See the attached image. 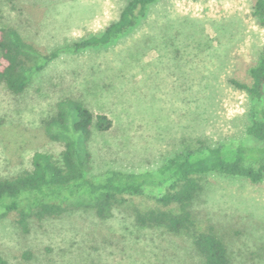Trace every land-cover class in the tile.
Instances as JSON below:
<instances>
[{"label": "rangeland", "instance_id": "374dc122", "mask_svg": "<svg viewBox=\"0 0 264 264\" xmlns=\"http://www.w3.org/2000/svg\"><path fill=\"white\" fill-rule=\"evenodd\" d=\"M127 0H0L1 22L41 52L102 33ZM256 0H158L147 16L109 47L63 53L29 87L14 94L0 84V179L32 168L33 155L61 158L45 122L65 98L82 101L113 122L93 131L90 176L108 170L160 167L176 152L244 142L253 101L232 79L250 84L264 54V26ZM93 130H95L93 128ZM190 211L194 228L181 234L142 228L132 198L108 219L80 209L33 220L23 230L13 216L0 222V254L7 264H203L194 235L214 231L231 264H264V181L206 176Z\"/></svg>", "mask_w": 264, "mask_h": 264}, {"label": "trees", "instance_id": "16d2710c", "mask_svg": "<svg viewBox=\"0 0 264 264\" xmlns=\"http://www.w3.org/2000/svg\"><path fill=\"white\" fill-rule=\"evenodd\" d=\"M157 1L127 0L117 20L102 33L49 53L41 52L17 28L2 24L0 7V84L14 94L23 93L34 75L61 54L113 45L146 17ZM253 15L264 26V0H256ZM250 77V84L235 79L230 82L253 101L246 132L254 145L232 142L213 146L199 141L176 152L160 167L141 172L108 170L90 176L88 145L93 131L108 132L113 122L106 114H94L82 101L62 99L56 114L45 122L49 139L64 146L61 158L36 152L30 170L0 179V222L13 216L17 225L28 231L34 219L60 217L80 209L108 219L129 199L147 198L153 201L152 207L134 210L139 227L162 228L175 234L191 230L195 222L190 206L203 191L206 176L244 178L254 184L264 181V54L251 68ZM193 243L203 264H231L227 245L212 229L196 233ZM0 264H7L1 254Z\"/></svg>", "mask_w": 264, "mask_h": 264}]
</instances>
